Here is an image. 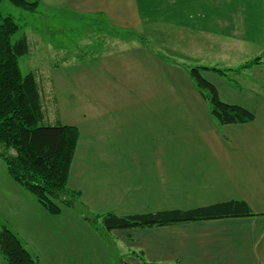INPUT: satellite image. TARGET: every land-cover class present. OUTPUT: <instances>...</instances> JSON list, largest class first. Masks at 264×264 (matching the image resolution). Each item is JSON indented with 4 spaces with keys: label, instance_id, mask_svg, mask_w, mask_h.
I'll use <instances>...</instances> for the list:
<instances>
[{
    "label": "crops",
    "instance_id": "obj_1",
    "mask_svg": "<svg viewBox=\"0 0 264 264\" xmlns=\"http://www.w3.org/2000/svg\"><path fill=\"white\" fill-rule=\"evenodd\" d=\"M39 7L70 33L95 22L117 39L100 45L91 67L88 60L56 67L66 74L64 100L56 95L60 119L80 130L68 185L92 208L130 214L241 199L256 213L113 230L129 249L125 260L143 264L142 250L164 264H264V0H40ZM259 55L261 62L233 72L235 81L202 69L216 85L226 79L225 101L255 113L251 122L219 124L187 69ZM68 70L78 84L64 79ZM1 172L0 226L38 264H79L80 237L94 238L92 254L104 257L106 242L95 234L67 240L79 219L89 224L77 211L50 215L7 167Z\"/></svg>",
    "mask_w": 264,
    "mask_h": 264
},
{
    "label": "trees",
    "instance_id": "obj_2",
    "mask_svg": "<svg viewBox=\"0 0 264 264\" xmlns=\"http://www.w3.org/2000/svg\"><path fill=\"white\" fill-rule=\"evenodd\" d=\"M8 1L22 11L33 14L38 12L40 3V0ZM19 28L13 14L0 11V155L10 176L32 194L46 212L55 216L64 208H72L103 237L111 236L116 229L151 228L181 222L256 215L241 199L189 209L130 214L108 211L86 215L85 209L78 205L79 191L68 187L80 130L76 125L61 121L57 97L52 98L35 73L22 72L20 57L28 54L32 48L26 34L14 39ZM143 39L141 37L146 44ZM88 57L77 56L74 61L92 59ZM262 59V55L256 56L236 68L199 64L190 65L187 69L190 78L208 101L211 115L219 124L251 122L255 119V113L243 105L224 101L217 85L202 75V69L213 70L235 81L231 73L259 63ZM0 254L1 264H38V259L5 224L0 226ZM138 257L143 264H164L148 261L142 250ZM123 260V264H130L124 257Z\"/></svg>",
    "mask_w": 264,
    "mask_h": 264
},
{
    "label": "rangeland",
    "instance_id": "obj_3",
    "mask_svg": "<svg viewBox=\"0 0 264 264\" xmlns=\"http://www.w3.org/2000/svg\"><path fill=\"white\" fill-rule=\"evenodd\" d=\"M0 11L3 14H8V13L13 14L16 21L19 23L20 28L18 32L15 34L14 39L20 37V35L26 34L30 40L31 48H32L31 51L28 54L20 57V67H21L22 72L26 74L29 71H33L35 73L36 78H38L39 81L45 84L48 90V93L51 94L52 98H55V96L57 95L60 98V100H64V94H66V92L64 91L65 84L64 83L62 84L63 75L65 76L66 74H64V71H63L64 69H58L56 67H59V65L64 64L65 61L69 64L71 63L73 64L75 62L74 58L77 56L85 57L86 55H89V57L92 58L93 54L96 51H99L100 45L104 43L106 47L109 44H115L114 41L117 40L115 39L116 37H114L113 34H110L108 28H106L103 25L95 24V22L82 21L81 22L82 25L79 28H75L74 32L70 33L68 31V28L65 29V27L62 25H59L58 27L57 24H54L51 21L47 22L48 16L45 15L46 11L43 7H39V11L36 14H33V13L22 11L15 5H12L11 3H9L8 0H2L0 1ZM74 23H77V22H74ZM61 24H63V22ZM84 25L85 27H83ZM40 28H41V31H40ZM79 36H81L80 41H78ZM167 54H170V53L167 51ZM173 55L176 56V54H173ZM252 59L253 57L248 58L247 60L245 59L243 61H239V62L241 63V65H243L244 63ZM93 65H94L93 61L89 59L87 66L91 67ZM231 65H232L231 67L241 66V65H235V64H231ZM72 71L77 72V71H82V70L76 69ZM72 71L68 70L69 75L66 76L64 79L69 78L70 79L69 81H72L73 83L78 84L80 80L76 79L75 81L73 77L78 78V79H80V77L77 74L72 73ZM52 72H54V75L51 74ZM231 74H234V73H231ZM86 75L87 74H84L82 76H86ZM222 80L223 81L218 82L217 87L218 89H220L222 99L223 98L226 99L225 92L227 90L226 89L227 84L224 82L226 79H222ZM69 81H66V82H69ZM67 95H68V92H67ZM67 98L72 99V96L67 97ZM73 98H77V97H73ZM6 167L7 166L0 155V180L3 174L1 171L4 170V168ZM94 173L96 174V172ZM98 179L100 181L102 180L101 173ZM0 184H4V183H0ZM68 187L75 191H79V198H78L79 204L78 205L82 209H85L86 215H89V214L96 215V214L103 213V212L113 211V210H106V209L101 210V207L92 208L89 205V203L83 199L82 192L80 189L71 187L69 185ZM3 193L4 191L0 189V195ZM85 221L88 222L87 219ZM90 226H91L90 223L86 224L82 220L79 219V221L75 222L71 227H69L68 232L66 234L67 240H70V237H73L74 235L79 236L80 234L84 232L87 233V235L89 236L92 234L93 235L95 234L94 235L96 236L95 238H99V242H98L99 245L101 243L100 239L102 240L104 239L105 241L104 240L103 241L106 242L105 245L104 243L102 244L105 250V252H103L104 257L101 256V253L99 250L97 251V256L92 254L90 247H91V244L95 243L94 238L87 239L86 241H83L81 237L76 238L74 240V244L76 245V242H78L77 245H79V249L83 251L80 254L74 255V258H77L79 260V264H91V263L101 264L100 262L102 261H104V264H123V261H124L123 255L125 253H128L129 249L123 247L120 243H118L117 239H115L113 232L111 233L112 234L111 236L107 235L106 237H103L101 236V234H99L97 231H95ZM66 243L68 244V242ZM40 247H42L41 242L39 243V248ZM42 249H45L44 245ZM140 251L141 250H139L138 253H140ZM43 252L44 251H41V253L39 254V257L42 256ZM94 258H95V261H93ZM73 264H78V263L74 262Z\"/></svg>",
    "mask_w": 264,
    "mask_h": 264
}]
</instances>
